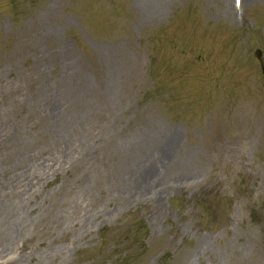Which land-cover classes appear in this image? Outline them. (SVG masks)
<instances>
[{"label": "rangeland", "instance_id": "374dc122", "mask_svg": "<svg viewBox=\"0 0 264 264\" xmlns=\"http://www.w3.org/2000/svg\"><path fill=\"white\" fill-rule=\"evenodd\" d=\"M228 5L0 0V264H264V0Z\"/></svg>", "mask_w": 264, "mask_h": 264}, {"label": "bare ground", "instance_id": "6f19581e", "mask_svg": "<svg viewBox=\"0 0 264 264\" xmlns=\"http://www.w3.org/2000/svg\"><path fill=\"white\" fill-rule=\"evenodd\" d=\"M222 1L225 3V10H226L227 12H229V5H228L229 0H222ZM241 3H242V6H244V0H242ZM233 8H234V7H233ZM226 11H225V12H226ZM149 175H152V173H150ZM150 178H151V177H149L148 179H147V178L143 179V182H149V183L145 184V186H143L142 189H144V188L146 189L149 185H152L151 182H150L151 180H149ZM22 233H24V228L21 227V225H14L13 227H11V228L7 231L6 241H5L4 246H5L6 248H7V247H10L11 243H12V246H13V245H14L13 243H14L15 238H16V237H19V239L17 240V241H19L20 238H21ZM10 234H11V235H10Z\"/></svg>", "mask_w": 264, "mask_h": 264}, {"label": "water", "instance_id": "95a60500", "mask_svg": "<svg viewBox=\"0 0 264 264\" xmlns=\"http://www.w3.org/2000/svg\"><path fill=\"white\" fill-rule=\"evenodd\" d=\"M258 55H260V52H257Z\"/></svg>", "mask_w": 264, "mask_h": 264}]
</instances>
